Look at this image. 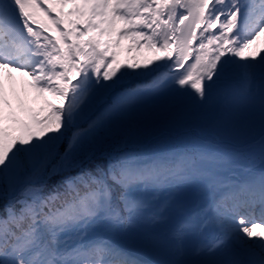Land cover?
Instances as JSON below:
<instances>
[{
    "label": "snow or ice",
    "instance_id": "1",
    "mask_svg": "<svg viewBox=\"0 0 264 264\" xmlns=\"http://www.w3.org/2000/svg\"><path fill=\"white\" fill-rule=\"evenodd\" d=\"M55 4L71 9L53 15ZM261 36L264 0H0V69L43 101L24 118L5 114L0 85V264H146L116 242L132 230L172 254L191 245L197 264H264V167H252L264 165V137L244 152L118 146L156 115L143 101L161 87L173 107L225 122L258 96L264 127V49L249 51ZM121 38L163 55L124 71L111 51ZM82 155L106 167L93 173ZM55 175L62 189L46 192Z\"/></svg>",
    "mask_w": 264,
    "mask_h": 264
},
{
    "label": "trees",
    "instance_id": "2",
    "mask_svg": "<svg viewBox=\"0 0 264 264\" xmlns=\"http://www.w3.org/2000/svg\"><path fill=\"white\" fill-rule=\"evenodd\" d=\"M52 11L53 15H56L57 12L63 11V9L60 8L59 4H55L52 6ZM66 19H70V17H66ZM61 27H63V25H61ZM51 34L55 35L53 32ZM149 79L147 80L148 83ZM73 83H75V80H73ZM137 83L138 81L131 83L130 87H136ZM46 98L53 104L58 105L60 103V101L55 98H50L48 96H46ZM35 103L36 107H39V110L43 101L41 99H36ZM143 106L145 111L155 113L156 115L146 120L136 134L123 138L118 145L123 151L162 154L168 153L170 150H190L193 146L208 150L216 146L218 148L235 150V147L230 144L221 143L218 138L219 135L227 129H236L240 132L255 131L254 133L260 130L255 124V121L250 119L246 113L244 118L239 122L221 121L215 111L208 112L206 110L192 108L186 113L187 110L181 105L176 107L172 106V97L170 93L162 95L152 101H143ZM177 113H179V115L184 113V115H182L183 121L179 125H176L177 118H179L176 116ZM228 125H230V127ZM68 135L70 136L71 133ZM66 148V140L61 142L58 146V150L61 154H63ZM78 162H83L84 166L93 173H95L98 164H103L106 167L107 163L104 158L94 157L92 160H89L84 155L79 158ZM76 171H78V169H71L70 173L74 175ZM61 178V175L52 176L48 181L49 187L46 192L62 189L63 186L59 184ZM3 202V199H0V208H2Z\"/></svg>",
    "mask_w": 264,
    "mask_h": 264
},
{
    "label": "rangeland",
    "instance_id": "3",
    "mask_svg": "<svg viewBox=\"0 0 264 264\" xmlns=\"http://www.w3.org/2000/svg\"><path fill=\"white\" fill-rule=\"evenodd\" d=\"M70 9H71L70 4L65 5L63 7L64 12H67ZM71 18L74 19L75 17H71ZM119 26H120L119 23H117V27H119ZM263 37L264 36L260 37V39L256 43L257 48H254L253 50H257V52L260 51V47L262 45L261 40L263 39ZM85 38L86 37H84V39ZM111 39L116 40L115 34L112 35ZM261 49H264V48H261ZM249 50H252V49H249ZM111 51L116 52V54H117L116 55V61L120 65L124 66L122 68V70H124V71H129V69H127V67H126V65H128V64L136 63V64L143 65V64H146L148 61H155L156 57L163 55V53H161V52H157L155 50H149V49L145 48L143 46L142 41H141L140 47H136L134 44H132V42L130 40L124 39V38H121L119 41V45L112 47ZM150 67H151V65H150ZM140 70L141 69H137V71H140ZM26 79H27L26 77H22L20 75V73H18V72H15V71L9 72L7 69H0V85L3 86L4 96H5V99L8 101V105L3 106V111L5 114L12 112V113L16 114L17 116L24 118L26 115V111H25L26 108L25 107L26 106H33L34 96L36 98V94L32 89H29L26 87V85H25ZM175 87H178V86H175ZM226 88L228 90H237L238 91L240 89V85L239 84H235V85L230 84V85H227ZM51 97L58 99V101H60L59 98H57V97H53V96H51ZM185 108H186L187 112H189L192 109V107L189 105H185ZM21 109H23V111ZM29 109L36 110L34 107L33 108L27 107V110H29ZM257 110H260V103H259L258 96H257V99L249 105V107L247 108L246 111L254 113V111H257ZM181 114H183V113H181ZM182 120H183L182 118H179L178 123H181ZM263 130H264V128H263ZM261 132H263L262 137H264V131H261ZM245 166H247V165L245 164ZM182 205H183L182 203H178L177 206L173 209V211L179 212L180 210H182ZM126 235L142 239L141 234L136 230L129 231ZM126 235H123V236H126ZM123 236H121L119 238H122ZM142 241L152 251L151 254H152V257L154 258L153 262H166V261H172V260H179L180 261L182 258L186 257L189 254L197 257L198 260L203 259V257L201 255H199L198 253H196L193 250L191 245L186 247L180 253L172 254V253L168 252L167 250L160 249V248H154V247L148 245L143 239H142ZM200 257H201V259H200Z\"/></svg>",
    "mask_w": 264,
    "mask_h": 264
},
{
    "label": "bare ground",
    "instance_id": "4",
    "mask_svg": "<svg viewBox=\"0 0 264 264\" xmlns=\"http://www.w3.org/2000/svg\"><path fill=\"white\" fill-rule=\"evenodd\" d=\"M261 41H262V45L260 47V50H261V48H264V37H263V39ZM254 48H257V45L256 44L253 45L252 48H251L252 50H249V51H251V52H257V50H253ZM233 85H235V83ZM236 171L237 172H241L242 170L241 169H237ZM238 258L239 259H242V257H238ZM200 259H201V257H200ZM180 261L185 262V264H197V262L199 260L197 259V257L192 256V255L189 254L186 257L182 258Z\"/></svg>",
    "mask_w": 264,
    "mask_h": 264
},
{
    "label": "water",
    "instance_id": "5",
    "mask_svg": "<svg viewBox=\"0 0 264 264\" xmlns=\"http://www.w3.org/2000/svg\"><path fill=\"white\" fill-rule=\"evenodd\" d=\"M262 167H263V166H262ZM125 241H126L127 243H130V242H132L131 240H128V239H127V240H125Z\"/></svg>",
    "mask_w": 264,
    "mask_h": 264
}]
</instances>
